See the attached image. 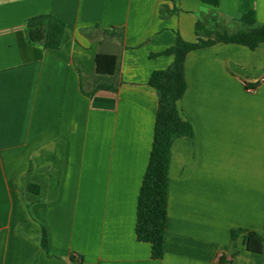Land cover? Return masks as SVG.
Wrapping results in <instances>:
<instances>
[{
	"label": "crops",
	"instance_id": "crops-1",
	"mask_svg": "<svg viewBox=\"0 0 264 264\" xmlns=\"http://www.w3.org/2000/svg\"><path fill=\"white\" fill-rule=\"evenodd\" d=\"M248 12L264 24V0H0V264H264L246 233L230 241L264 239V43L187 54L177 108L193 136L170 149L163 258L135 237L158 101L148 79L173 61L153 55L177 35L195 42L197 22L238 31ZM47 14L65 23L57 50L27 38ZM97 54L118 72L96 74Z\"/></svg>",
	"mask_w": 264,
	"mask_h": 264
},
{
	"label": "trees",
	"instance_id": "trees-1",
	"mask_svg": "<svg viewBox=\"0 0 264 264\" xmlns=\"http://www.w3.org/2000/svg\"><path fill=\"white\" fill-rule=\"evenodd\" d=\"M199 1L214 8L219 3V0ZM240 23L242 25L240 30L228 33L207 29L202 22H197L195 42H187L177 35L172 47L153 55L173 56V61L167 68L153 71L148 79V85L155 90L158 101L151 151L137 196L135 237L138 242L150 246L152 260H161L164 255L170 149L176 139H191L193 136L192 126L182 119L177 108V102L182 98L186 86L185 58L191 51L211 47L217 43L242 45L250 50H255L259 44L264 43V24L257 23L252 12L243 14ZM26 30L31 45L41 44L46 49L57 50L63 40L65 23L53 15H39L27 21ZM107 33L114 34L113 31ZM94 69L98 75H114L119 70L118 58L110 54H97ZM98 89L106 87L99 86ZM27 190L35 194L39 192L35 185H29ZM241 233L247 234L244 245L248 253L263 254L264 239L255 232L242 229L230 233L233 249ZM41 246L47 250L45 231L42 232ZM234 254L225 257L220 264H231L230 259ZM75 262L80 264V261Z\"/></svg>",
	"mask_w": 264,
	"mask_h": 264
},
{
	"label": "built area",
	"instance_id": "built-area-1",
	"mask_svg": "<svg viewBox=\"0 0 264 264\" xmlns=\"http://www.w3.org/2000/svg\"><path fill=\"white\" fill-rule=\"evenodd\" d=\"M261 82L264 83V79H262Z\"/></svg>",
	"mask_w": 264,
	"mask_h": 264
}]
</instances>
